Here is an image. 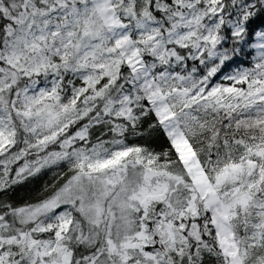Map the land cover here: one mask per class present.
<instances>
[{"label":"snow or ice","instance_id":"6c2138e0","mask_svg":"<svg viewBox=\"0 0 264 264\" xmlns=\"http://www.w3.org/2000/svg\"><path fill=\"white\" fill-rule=\"evenodd\" d=\"M0 264H264V0H0Z\"/></svg>","mask_w":264,"mask_h":264}]
</instances>
